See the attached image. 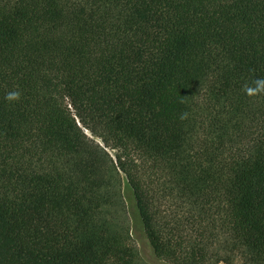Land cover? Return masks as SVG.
Wrapping results in <instances>:
<instances>
[{
	"label": "trees",
	"instance_id": "16d2710c",
	"mask_svg": "<svg viewBox=\"0 0 264 264\" xmlns=\"http://www.w3.org/2000/svg\"><path fill=\"white\" fill-rule=\"evenodd\" d=\"M257 77L264 0H0V264H264Z\"/></svg>",
	"mask_w": 264,
	"mask_h": 264
},
{
	"label": "clouds",
	"instance_id": "9594fccd",
	"mask_svg": "<svg viewBox=\"0 0 264 264\" xmlns=\"http://www.w3.org/2000/svg\"><path fill=\"white\" fill-rule=\"evenodd\" d=\"M242 91L249 97L264 95V77H257L251 80L250 83H245ZM22 93L18 89H14L5 93L4 99L9 103L18 102L21 99ZM181 120L188 118V113L183 112L179 117Z\"/></svg>",
	"mask_w": 264,
	"mask_h": 264
},
{
	"label": "rangeland",
	"instance_id": "374dc122",
	"mask_svg": "<svg viewBox=\"0 0 264 264\" xmlns=\"http://www.w3.org/2000/svg\"><path fill=\"white\" fill-rule=\"evenodd\" d=\"M136 244H137V246L141 252V256H142V258L146 264H164L162 261H159L158 259H156L154 257L152 250L147 245V243H145L142 240H136ZM220 264H224V263H220ZM235 264H244V262L237 261V263H235ZM245 264H247V263H245Z\"/></svg>",
	"mask_w": 264,
	"mask_h": 264
}]
</instances>
